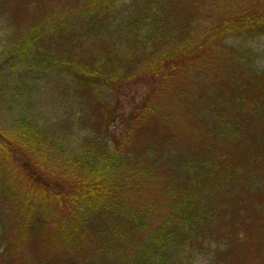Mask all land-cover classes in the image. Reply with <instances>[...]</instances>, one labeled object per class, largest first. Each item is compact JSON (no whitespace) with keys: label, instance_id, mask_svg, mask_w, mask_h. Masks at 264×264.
Wrapping results in <instances>:
<instances>
[{"label":"trees","instance_id":"1","mask_svg":"<svg viewBox=\"0 0 264 264\" xmlns=\"http://www.w3.org/2000/svg\"><path fill=\"white\" fill-rule=\"evenodd\" d=\"M60 1L18 24L7 62L25 58L66 76L100 122L73 152L34 122L0 126V264H86L144 242H192L199 221L211 231L216 224L227 243L216 264H252L264 233V72L254 54L225 41L264 36V0H135L118 27L140 55L119 58L105 45L77 59L79 31L103 33L118 0ZM130 21L144 22L148 35L141 40ZM104 58L113 73L97 66ZM119 64L131 65L119 75ZM137 78L150 90L128 116L120 101L100 99ZM232 127L244 138L223 151L218 137ZM224 200L234 204L227 214Z\"/></svg>","mask_w":264,"mask_h":264},{"label":"rangeland","instance_id":"2","mask_svg":"<svg viewBox=\"0 0 264 264\" xmlns=\"http://www.w3.org/2000/svg\"><path fill=\"white\" fill-rule=\"evenodd\" d=\"M60 2V0H0V66H3L4 71L0 79V126L9 129L23 120L34 122L48 134L54 144L66 151L73 152L85 139L96 134L100 119L99 115L95 114V109L93 110L91 105L78 97L73 84L66 76L44 69H36L25 58L7 62L12 50L15 49L12 38L18 30V24L31 23L33 18L38 19L44 16L49 10L58 7ZM135 2V0L116 1L113 8L115 17H112L110 23L106 25L107 29L102 30L103 33L97 32L89 37L90 34L87 35V33L91 30L81 29L77 37L79 41L74 47L78 48L76 51L78 54L74 56L75 59L83 54V49L94 53L93 56H100L103 53L101 49L105 45H108L113 51L118 48L120 50L117 52L119 58H123L127 53L140 55L139 47L134 49V46L125 41V35L119 36L122 31L118 27L122 22H129L127 10L134 9L132 6ZM136 11L138 10L131 11L130 18L136 19L139 16V13H134ZM130 24H132L131 21ZM131 27L133 29L131 32H134L135 35L138 30V37L141 40L145 34L148 35V31L151 29L147 31L148 27L144 26V22L134 23V26L132 24ZM123 32L122 34H125L129 30ZM225 43L237 50L250 51L255 56L252 64L254 69L264 72V36L253 40L246 37L228 38ZM146 46L152 49L153 43ZM93 56L88 55V57ZM104 60L105 58L99 61L97 66L105 68L108 73H113V67L104 65L106 63ZM129 65L131 64H119L117 67H120V73L118 72V74H123L125 70H128ZM133 67V70H139L141 65L133 64ZM149 90V84L137 78L129 81L126 86L120 89L119 93L113 96L101 92L100 99L111 104L113 108L117 106L116 102L120 101L124 105L123 113L126 117L134 103L138 104L149 93ZM98 129L100 128L98 127ZM205 134L206 132H203L199 138L201 142L207 144ZM224 134L226 135L218 137L217 141L218 148L223 151H226V148L233 149V145L237 147V143L244 138L236 127H232L231 131L224 132ZM200 144L203 145V143ZM198 149L203 151L204 148ZM198 149L191 151L198 154ZM180 150V156L183 157L190 151V146L187 145ZM177 156L175 157L177 158ZM232 189L229 187L224 192L229 195ZM219 204H221V199L217 197L210 207H218ZM233 205L232 201L224 200L223 209L227 208L224 213L227 214ZM219 211L213 210V212L222 215ZM220 225L223 227V224ZM220 225L218 227H221ZM192 230L199 237L196 241L189 242L187 239H180V243H175L174 240L163 247H158V249L144 242L128 251H121L115 256L104 258L103 255H100L86 264H216L217 255L228 248L222 237L223 233L217 232L216 224L211 231L203 221L197 222L191 228ZM255 242L254 256L250 257L251 263L264 264V233L262 238H257Z\"/></svg>","mask_w":264,"mask_h":264}]
</instances>
